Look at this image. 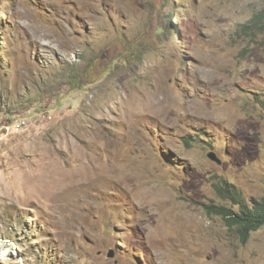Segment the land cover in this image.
I'll return each instance as SVG.
<instances>
[{
	"label": "rangeland",
	"instance_id": "rangeland-1",
	"mask_svg": "<svg viewBox=\"0 0 264 264\" xmlns=\"http://www.w3.org/2000/svg\"><path fill=\"white\" fill-rule=\"evenodd\" d=\"M263 9L0 0V264H264L212 211L264 198Z\"/></svg>",
	"mask_w": 264,
	"mask_h": 264
},
{
	"label": "trees",
	"instance_id": "trees-1",
	"mask_svg": "<svg viewBox=\"0 0 264 264\" xmlns=\"http://www.w3.org/2000/svg\"><path fill=\"white\" fill-rule=\"evenodd\" d=\"M242 31L246 35L253 32L264 35V9L247 21ZM216 190L222 200L229 201L231 205L212 206V211L228 229L236 230L242 244L252 232L264 228V198L247 201L234 185L224 180L216 186Z\"/></svg>",
	"mask_w": 264,
	"mask_h": 264
},
{
	"label": "water",
	"instance_id": "water-1",
	"mask_svg": "<svg viewBox=\"0 0 264 264\" xmlns=\"http://www.w3.org/2000/svg\"><path fill=\"white\" fill-rule=\"evenodd\" d=\"M208 156H209L210 159H212V160H216V157H215V155H214L213 153H210ZM108 257H109V258H112V257H113V254H112V253L109 254Z\"/></svg>",
	"mask_w": 264,
	"mask_h": 264
},
{
	"label": "built area",
	"instance_id": "built-area-1",
	"mask_svg": "<svg viewBox=\"0 0 264 264\" xmlns=\"http://www.w3.org/2000/svg\"><path fill=\"white\" fill-rule=\"evenodd\" d=\"M15 125H16V126H20V125H22L21 120H18L17 122H15Z\"/></svg>",
	"mask_w": 264,
	"mask_h": 264
},
{
	"label": "bare ground",
	"instance_id": "bare-ground-1",
	"mask_svg": "<svg viewBox=\"0 0 264 264\" xmlns=\"http://www.w3.org/2000/svg\"><path fill=\"white\" fill-rule=\"evenodd\" d=\"M17 121H18V120H17ZM17 121H15V122H17ZM15 122H14V123H15ZM15 127H16V126H15ZM17 127L19 128V127H21V125H20V126H17ZM19 129H20V128H19Z\"/></svg>",
	"mask_w": 264,
	"mask_h": 264
}]
</instances>
